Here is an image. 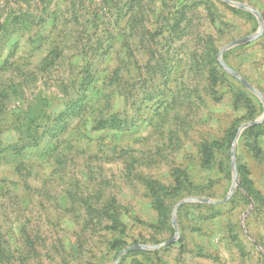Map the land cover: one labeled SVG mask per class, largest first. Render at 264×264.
Listing matches in <instances>:
<instances>
[{
  "label": "rangeland",
  "instance_id": "374dc122",
  "mask_svg": "<svg viewBox=\"0 0 264 264\" xmlns=\"http://www.w3.org/2000/svg\"><path fill=\"white\" fill-rule=\"evenodd\" d=\"M0 0V264H114L223 201L264 104V0ZM259 20L261 21V33ZM113 119L119 121L110 125ZM233 135V138L230 137ZM237 186L117 264H264V120ZM164 197L163 222L153 194Z\"/></svg>",
  "mask_w": 264,
  "mask_h": 264
},
{
  "label": "water",
  "instance_id": "95a60500",
  "mask_svg": "<svg viewBox=\"0 0 264 264\" xmlns=\"http://www.w3.org/2000/svg\"><path fill=\"white\" fill-rule=\"evenodd\" d=\"M220 1L229 5L230 7H234V8H238V9L250 12V13L256 15L260 19V16L257 13V11L252 9L249 6L245 5V4L239 3L235 0H220ZM259 26H260V29L258 31V34L261 33V21L260 20H259ZM257 36L258 35L256 34V35H252V36L245 37L242 39L234 40V41L228 43L227 45L223 46L220 49L217 58H218L219 65L222 67V69L227 74H229L231 77H233L238 83H240L249 92H251L252 94L257 96L264 104V100L262 98L261 93L257 89H255L252 85H250L247 81H245L242 77H240L237 73H235L231 68H229L222 60V55L224 52H226L227 50H229L235 46H238L240 44L251 42V41L255 40L257 38ZM263 120H264V115L260 119L250 121V122H247V123L241 125L237 130V133H236L234 140L232 142V145H231V163H232V170H233L232 183H231V186L229 189V193L223 201H214L212 199L204 198V197H187L185 199H182L181 201L176 203V205L173 207V210H172L171 221H172V226L174 229V236L170 240L165 241L159 245H134V246L128 247L126 249H123L122 251H120L117 254L114 264H117L119 262V260L121 259V257L123 255L129 253V252L154 251V250H158V249H161L163 247H166V246L170 245L171 243L177 241L178 236H179V230H178V226H177L176 216H177L178 210L182 206L190 205V204L220 205V204H224L227 200H229L231 198L236 186H237L235 146H236V141L238 139V136L243 130H245L249 127L256 126V125L260 124Z\"/></svg>",
  "mask_w": 264,
  "mask_h": 264
},
{
  "label": "trees",
  "instance_id": "16d2710c",
  "mask_svg": "<svg viewBox=\"0 0 264 264\" xmlns=\"http://www.w3.org/2000/svg\"><path fill=\"white\" fill-rule=\"evenodd\" d=\"M117 123H119V121L115 119L110 121V125H116ZM232 138H233V135L230 137V139ZM152 202H153L155 210L158 212L159 220L163 222V220L167 218V215L169 213L167 206L164 203V197L163 196L161 197L160 195H157L156 193H154Z\"/></svg>",
  "mask_w": 264,
  "mask_h": 264
}]
</instances>
